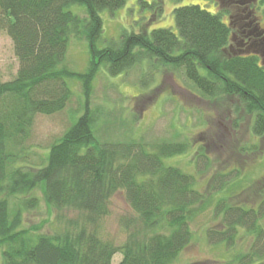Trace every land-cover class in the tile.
I'll list each match as a JSON object with an SVG mask.
<instances>
[{
  "label": "trees",
  "instance_id": "16d2710c",
  "mask_svg": "<svg viewBox=\"0 0 264 264\" xmlns=\"http://www.w3.org/2000/svg\"><path fill=\"white\" fill-rule=\"evenodd\" d=\"M124 4L125 0H0V32L12 41L18 61L15 77L0 81L2 264H113L116 254L121 255L116 264H171L190 243V223L207 201L194 188L193 176L165 163L183 154L187 144L144 136L110 139L106 134L108 126L115 129L114 122L105 119V109L91 107L92 82L100 69L113 77L142 63L166 67L183 76L202 98L235 99V113L250 116L252 134L264 136V66L255 56L227 54L229 30L218 14L199 5L178 7L173 10L177 35L168 28L123 31L117 41L99 47L100 13ZM74 6L81 8L79 13L71 10ZM72 38L88 46L83 72L65 64ZM71 79L80 84L79 108L64 133L32 164L29 158L34 154L25 143L34 119L66 107ZM36 190L56 211L79 214L70 228L42 233L23 227L24 213L39 205L33 196ZM117 192H123L134 213L119 246L99 232ZM232 198L216 203L221 228L209 229L207 240L232 248L244 229L251 237L247 250L220 264H264V189L254 203L234 204Z\"/></svg>",
  "mask_w": 264,
  "mask_h": 264
},
{
  "label": "rangeland",
  "instance_id": "374dc122",
  "mask_svg": "<svg viewBox=\"0 0 264 264\" xmlns=\"http://www.w3.org/2000/svg\"><path fill=\"white\" fill-rule=\"evenodd\" d=\"M261 4L264 8L263 1ZM186 5H199L212 14L220 9L209 0H125L120 9L100 13L103 31L99 47L117 41L123 31L136 33L144 29L150 33L154 29L168 28L177 35L173 10ZM71 10L79 13L81 8L74 6ZM88 59L86 42L72 38L65 56L66 67L83 72ZM17 69L12 41L0 32V81L13 79ZM68 86L72 96L62 111L39 114L34 119L30 138L25 143L34 154L29 158L32 164H37L47 147L64 133L79 108L80 84L71 79ZM92 90L91 107L105 109L109 114L105 119L114 122L111 126L115 129L110 130L108 126L106 134L110 139L144 136L184 142L188 146L183 154L166 159L165 163L193 176L194 188L204 195L207 203L196 211L190 223V243L171 264H220L232 259V254L247 250L251 237L244 229L239 231L232 248L223 243L210 244L207 240L209 229L221 228V216L215 212L220 199L233 197L230 203H254L258 192L264 189V136L252 134L250 116L242 111L235 113V99L209 101L200 97L183 76L148 63L113 77L100 69L92 82ZM101 131L100 124L99 134ZM217 177L221 182L215 181ZM215 186L221 189L216 191ZM33 196L38 198L39 205L24 213V228L35 227L42 233H52L70 228V222L79 215L67 210L58 212L46 205L38 190ZM131 217L134 213L123 192L115 193L110 198L109 214L100 221L101 238L121 245L127 237L126 222L131 225L127 221ZM120 259L121 255L116 254L112 263Z\"/></svg>",
  "mask_w": 264,
  "mask_h": 264
},
{
  "label": "flooded vegetation",
  "instance_id": "af4514ba",
  "mask_svg": "<svg viewBox=\"0 0 264 264\" xmlns=\"http://www.w3.org/2000/svg\"><path fill=\"white\" fill-rule=\"evenodd\" d=\"M229 30L227 54L255 56L264 66V0H211Z\"/></svg>",
  "mask_w": 264,
  "mask_h": 264
}]
</instances>
